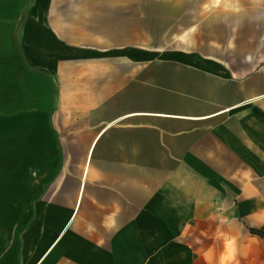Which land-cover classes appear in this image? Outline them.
Here are the masks:
<instances>
[{
	"label": "crops",
	"instance_id": "0c3cea01",
	"mask_svg": "<svg viewBox=\"0 0 264 264\" xmlns=\"http://www.w3.org/2000/svg\"><path fill=\"white\" fill-rule=\"evenodd\" d=\"M119 2L0 0V100L39 132L0 264H264V33L118 48Z\"/></svg>",
	"mask_w": 264,
	"mask_h": 264
},
{
	"label": "rangeland",
	"instance_id": "374dc122",
	"mask_svg": "<svg viewBox=\"0 0 264 264\" xmlns=\"http://www.w3.org/2000/svg\"><path fill=\"white\" fill-rule=\"evenodd\" d=\"M120 20L132 21L135 33L113 35L118 48L142 49L161 43V57L189 56L208 43L252 42L264 33V0H120ZM246 38L245 40L243 38ZM242 38V39H241ZM233 47V46H232ZM154 52V51H151ZM28 109L0 100V206L30 203V156L36 152V122ZM45 138V131L41 130ZM34 143V147H33ZM35 154V153H34ZM15 171L21 178H15Z\"/></svg>",
	"mask_w": 264,
	"mask_h": 264
}]
</instances>
